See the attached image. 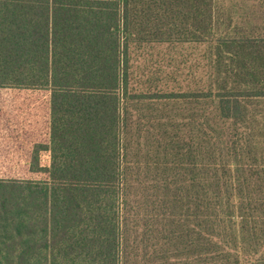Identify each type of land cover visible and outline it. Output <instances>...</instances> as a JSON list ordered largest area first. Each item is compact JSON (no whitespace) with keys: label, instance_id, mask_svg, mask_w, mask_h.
<instances>
[{"label":"trees","instance_id":"obj_1","mask_svg":"<svg viewBox=\"0 0 264 264\" xmlns=\"http://www.w3.org/2000/svg\"><path fill=\"white\" fill-rule=\"evenodd\" d=\"M0 88L49 94L0 264H264V0H0Z\"/></svg>","mask_w":264,"mask_h":264},{"label":"rangeland","instance_id":"obj_2","mask_svg":"<svg viewBox=\"0 0 264 264\" xmlns=\"http://www.w3.org/2000/svg\"><path fill=\"white\" fill-rule=\"evenodd\" d=\"M185 49V48H184ZM186 50L181 46L167 44L142 45L132 51L135 72L145 75L150 71H170ZM163 74V73H162ZM144 78V75H142ZM49 94L46 90H28L18 88H0V120H34L35 138L48 139L47 120H49ZM5 136V135H3ZM10 136V137H9ZM4 148H0V177L44 178L45 173H32L29 169L30 146L32 140L17 141L12 133ZM48 153L43 151L40 163L48 164Z\"/></svg>","mask_w":264,"mask_h":264},{"label":"crops","instance_id":"obj_3","mask_svg":"<svg viewBox=\"0 0 264 264\" xmlns=\"http://www.w3.org/2000/svg\"><path fill=\"white\" fill-rule=\"evenodd\" d=\"M9 133L15 134L17 141L21 139L25 141L26 139L34 140V120H11V122L0 120V148H4Z\"/></svg>","mask_w":264,"mask_h":264}]
</instances>
